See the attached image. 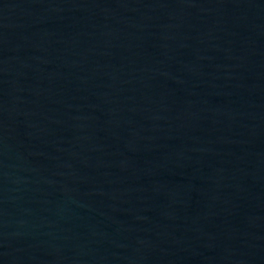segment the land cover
<instances>
[{"label": "water", "instance_id": "1", "mask_svg": "<svg viewBox=\"0 0 264 264\" xmlns=\"http://www.w3.org/2000/svg\"><path fill=\"white\" fill-rule=\"evenodd\" d=\"M0 264H264V0H0Z\"/></svg>", "mask_w": 264, "mask_h": 264}]
</instances>
